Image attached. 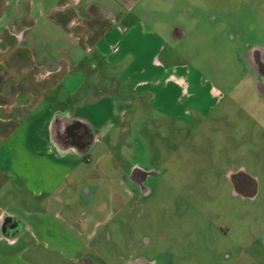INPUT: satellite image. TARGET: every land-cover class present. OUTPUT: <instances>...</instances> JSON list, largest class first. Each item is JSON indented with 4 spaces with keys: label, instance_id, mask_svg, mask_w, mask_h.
I'll return each mask as SVG.
<instances>
[{
    "label": "rangeland",
    "instance_id": "374dc122",
    "mask_svg": "<svg viewBox=\"0 0 264 264\" xmlns=\"http://www.w3.org/2000/svg\"><path fill=\"white\" fill-rule=\"evenodd\" d=\"M4 1L2 4L0 0V38L3 43L11 41L7 36L9 31L14 35L20 32V23L25 22L29 13L36 24L29 33L20 36L22 42L16 43L24 49L15 50L6 59V74L15 77L28 71L24 67L30 68L26 63L29 56L38 63H46L50 58L57 62L60 58L72 57L75 62L81 60V65L71 67L70 72L75 81L73 87L80 88L74 101L85 96L89 87L96 97L104 94L118 100L124 96L123 99L132 104L124 117L132 133L118 139L115 131L110 140L99 139L88 157L90 162L82 161L74 172L75 177L91 176V173L95 177L94 182H90L94 189L91 202L87 208L78 205L73 208V218L105 225V229L100 228V235L103 236V230L110 234V242L101 244L98 239L95 242L101 246L99 252L108 254L102 255L105 259L96 257L94 264H123V258L132 263L161 258L168 264H233L235 256L225 259L222 252L234 248L236 238L230 233L227 236L209 235L202 229V224L197 225L198 210L206 209L204 200L207 198L202 194L193 195L188 182L195 176L201 182L203 175L209 183L218 184L219 180L218 187L223 188L222 177L227 164L217 162L229 155L235 157L236 163L247 165L252 172L260 168L264 172V104H257L255 84L238 59L249 41L264 45V0H76L73 10L78 23L93 29L92 35L85 37V46L91 48L88 53L68 31L62 33V39L56 38L59 30L55 28L53 17L64 10V4L69 0ZM176 26L182 29L183 37L174 42L169 33ZM118 27L127 30L120 33ZM71 30L78 31L75 27ZM79 37L82 36L75 35L76 39ZM123 39L124 50L113 52L110 46L119 49ZM58 47L69 48V51L56 52ZM159 47L164 48L161 54H157ZM3 56L0 54L1 60ZM156 56L158 63L173 66L179 72L177 74L188 77L189 92L196 95L190 101L187 97L180 99L186 108L198 107L204 114L211 103L208 87L218 84L221 91L225 87L234 88L239 99L233 104L243 112L231 118L225 116L226 120H222L221 113L227 106L225 101L211 118L193 121L190 125L170 123L161 115L157 117L149 105L156 96L154 93L156 98L163 97L159 99L169 108L174 105L177 89L168 86V95L161 93L159 87L155 92L159 78ZM202 77L206 78V83ZM137 81H150L145 90H138L146 92L140 97L132 88ZM74 101L66 98L53 105L60 108ZM111 104L102 102L93 109L91 116L95 120L106 119L113 111ZM136 139L142 143L143 151L134 148ZM204 157L205 162L215 159V163L204 166ZM135 158L142 160V166L147 169L162 174L153 182V192L147 198L140 196L125 181ZM210 172L216 173L218 179L209 174L204 176ZM8 186L12 189L11 184ZM32 194L34 197L25 192L24 196V212L20 219L28 227L23 233L22 244L0 251V256L41 255L40 229L47 218L35 204L39 203V198ZM260 202L264 203V174L260 176ZM187 206L192 207L189 213ZM245 209H238L240 225L253 220L254 213L248 214ZM255 216L257 227L264 228V209L256 211ZM190 223L197 225L193 229L196 232L187 234ZM141 245L146 247L141 248ZM4 247L5 244L0 243V249ZM187 251L195 254L186 255ZM116 252L119 255H112ZM253 252L264 255L263 249L257 246ZM158 253L164 255H156Z\"/></svg>",
    "mask_w": 264,
    "mask_h": 264
},
{
    "label": "flooded vegetation",
    "instance_id": "af4514ba",
    "mask_svg": "<svg viewBox=\"0 0 264 264\" xmlns=\"http://www.w3.org/2000/svg\"><path fill=\"white\" fill-rule=\"evenodd\" d=\"M114 15L116 14L113 13V16ZM119 28L120 27H118V29ZM119 30L123 33L125 28L122 27ZM182 33V29L179 26L173 27L169 33V38L174 42L179 41L183 37ZM246 37L250 40L249 35H246ZM163 49L164 48L161 49L160 54ZM238 59L244 64L248 77L251 79L252 83L255 84V97L258 100L257 104L263 105L264 45L256 44L252 40L249 41L243 51L238 55ZM54 62L55 61L50 58L47 64H51L50 66H52ZM161 67L163 68V74L156 79L155 92L158 87L159 91H161L164 87V83H168L170 79H172L169 87L170 89H177L175 91L177 97L174 99V105L170 106L169 110L168 107H165V101L159 99L163 97L156 98L157 94L154 93V96H156L149 102V105L156 111L157 117L161 115L170 123L190 125V122H202L206 118H211L216 109L225 101L227 106L223 108V112L221 113L222 120L225 119V116L231 118V116L234 117L239 115V112H243V109H238L239 107L236 108V105L233 104V102L237 103L239 99L238 94H235L234 88L225 87L223 91H221L217 88L218 82L216 83L217 86L215 84H210V87H208V97L211 103L204 114L200 113L201 110L197 106H195L197 108L191 110V106L186 108L184 103L180 102V99L187 97L188 99H186L190 101L192 97L196 95L194 92H189L190 85L188 83V77H186V75L177 74L179 72L175 70L173 66L166 67L161 64ZM202 79L203 82L206 83V78L202 77ZM135 86L136 83H133L132 88H135ZM137 93L139 94H136V96L140 97L146 92ZM151 95H153V92ZM241 96L243 97L244 94ZM120 97L117 98L120 102L128 103L123 99L124 96ZM65 99L66 98L62 99L59 97L56 100L52 98L48 101L53 111L48 123L42 128L41 138L48 142L53 152L57 155L60 152L67 153L70 151L72 154L80 156L83 162H87L89 161L87 157L88 153L91 151L94 144L99 142V139L96 138L94 128L87 121L74 113L76 108H73L72 103L65 107H54V102L58 101L62 103ZM154 100L155 102L152 104ZM175 104H177V107H175ZM130 107H132V104H129L128 108L120 114L118 123L109 128L107 139L110 140L111 135L115 131L118 132V139L131 132L124 120ZM174 107L177 110H174ZM142 147L143 145L140 140L136 139L134 148L138 151H143ZM200 159L202 160L201 157ZM203 159L205 162L206 158L204 157ZM237 159L238 156L236 157V160ZM220 162L227 164L226 171L222 177L223 184H225L223 188L222 186L218 187L219 180L218 184L216 182L209 183L205 181L207 179H204L202 177L203 175H201L200 178L201 182L196 176L189 179L188 188H192V194L194 195L197 193L199 196L202 194L207 198V200H204L206 203L205 210L198 206L200 209L197 215V225L202 224V229L209 235L218 233L227 236L230 233L236 238V240H234L236 242L235 247L231 248V250L225 249L222 252V255H225V259H230L235 256L233 264H264V255H254L253 252L255 246L264 251V228L257 227L256 223L258 219L255 216L256 211L264 209V203H258L260 176L264 174L263 169L260 168L252 172L248 169L247 165L244 166L238 162L236 163L235 157L230 155L222 157L217 163ZM141 163L144 162L137 158L133 160L125 181L128 182L140 196L147 198L153 192V182L162 174L147 169L145 166H142ZM205 163L204 166L214 164L215 159H207ZM208 174L211 175L213 179H218L215 175L216 173L213 174L210 172L204 174V176ZM87 175L86 177L70 176L63 179L55 175L46 179V183L43 181L45 184L37 196L39 198V203H35L39 205L42 213L47 218V221L40 229V236L43 239L41 242V255H13V257L15 256L14 258L8 257L11 255H6L1 258L2 262L0 264H94L95 259H98L96 257L105 259L102 255L108 253L99 252L98 249L101 246L95 244V242L97 239L101 244L107 241L110 242V234L108 232L103 230V236L100 235V228L102 227L105 229L106 226H101L100 224L95 225L93 221L89 220L85 221L83 219L78 221L76 218H73V208L77 205L87 208L94 195V189L91 188L90 182H94L95 176L92 173L91 176ZM32 193V191L27 192V194L33 196ZM28 205L30 204L28 203ZM244 207L246 208V213H254L252 215L253 220L250 223L247 222V224L240 225L238 209H244ZM187 209L189 213L192 207L189 208V206H187ZM207 223H209V225L206 227L205 225ZM197 225H191L190 223L187 227V234L196 232V230L193 231V229L197 227ZM201 226H199V228H201ZM27 227L28 225L15 215L3 213L0 220V241H4L7 244L15 243L20 235L27 230ZM145 243L148 242L145 241ZM145 247L146 246L141 245V248ZM89 252H92V255H87ZM185 254L194 255L195 253L193 251H187ZM112 255L119 254L116 252ZM156 255L164 254L158 253ZM116 258L119 259L115 256V259ZM131 263V260L123 258V264ZM102 264L105 263L102 262ZM132 264L168 263L160 258L155 261L150 260L147 262L141 259V261Z\"/></svg>",
    "mask_w": 264,
    "mask_h": 264
},
{
    "label": "crops",
    "instance_id": "0c3cea01",
    "mask_svg": "<svg viewBox=\"0 0 264 264\" xmlns=\"http://www.w3.org/2000/svg\"><path fill=\"white\" fill-rule=\"evenodd\" d=\"M1 3L3 4L5 1L1 0ZM75 3H77L76 0H69L64 4V10L62 9L61 13L53 17L55 28L59 30L56 38L62 39V33L66 34L68 31V34H71L77 44L82 43L83 51L88 53L91 48L88 45L85 46V37L89 38L93 29L84 23L82 25L78 23V16L73 10ZM76 24H78V28ZM35 25L32 14L29 13L28 17L25 18V22L20 23L19 33L14 35L13 32L9 31L7 36L11 41L7 40L5 44L3 39L0 38V54L4 55L3 59H0V62H2L0 68H3L0 71V220L3 213H10L21 218L20 216L24 212L22 208L25 204V192H30L32 189L31 191L38 196L46 183V179L55 175L61 177V179L74 176V172L81 166L82 162L80 156L72 154L70 151L67 153L60 152L57 155L48 142L41 138L42 128L48 123L53 111L48 101L52 98L56 100L59 97L75 100V97L79 94L80 88L73 87L75 81L70 72L71 67L81 65V60L75 62L72 57L60 58L50 66L51 64H47V62L38 63L29 56L26 63L30 65V68L28 66L24 67L28 69V71L23 72L24 75L21 72L20 76L15 77L6 74L7 69L4 66L6 59L15 50L19 52L20 49H24V47H18L16 43L22 42L20 36L29 33ZM74 27L78 31L71 30ZM117 30L122 33L119 29ZM75 35H81L82 37L76 39ZM122 46L123 48L126 46L124 39L121 41L119 49L117 47L112 48L114 45L110 46V49L116 53L117 50L122 51ZM1 47H4V50H1ZM161 49L162 47H159L157 54L160 53ZM57 51L62 53L69 51V48L60 49L58 47ZM157 59L158 56H156L155 67L159 68L157 74L160 77L163 74V68L157 62ZM17 67L21 68L20 66ZM49 67H52V69H49ZM150 81H137L134 92H139L138 90L141 88L145 90ZM171 81L172 79L168 83H164L161 93L165 95L168 93V86ZM150 86L153 87L152 84ZM102 102L112 103L113 113L107 115L106 119L99 117L95 120L91 113ZM128 105L126 102H120L119 99L105 97L104 94L96 97L94 96V90L89 87L85 96L72 104L73 108H76L74 113L94 128L96 138L100 140L108 138L109 128L118 123L120 114L128 108ZM96 144H99V142L94 145ZM91 151L87 157L90 156ZM8 184H11L12 189ZM3 204H5V207H3ZM22 236H24L23 233L13 244L0 241V243L5 244V247L0 251H4L8 247H20Z\"/></svg>",
    "mask_w": 264,
    "mask_h": 264
},
{
    "label": "water",
    "instance_id": "95a60500",
    "mask_svg": "<svg viewBox=\"0 0 264 264\" xmlns=\"http://www.w3.org/2000/svg\"><path fill=\"white\" fill-rule=\"evenodd\" d=\"M49 69H52V67H49Z\"/></svg>",
    "mask_w": 264,
    "mask_h": 264
}]
</instances>
